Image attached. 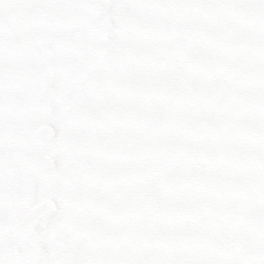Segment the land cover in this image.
<instances>
[{"label":"rangeland","instance_id":"374dc122","mask_svg":"<svg viewBox=\"0 0 264 264\" xmlns=\"http://www.w3.org/2000/svg\"><path fill=\"white\" fill-rule=\"evenodd\" d=\"M0 264H264V0H0Z\"/></svg>","mask_w":264,"mask_h":264},{"label":"water","instance_id":"95a60500","mask_svg":"<svg viewBox=\"0 0 264 264\" xmlns=\"http://www.w3.org/2000/svg\"><path fill=\"white\" fill-rule=\"evenodd\" d=\"M115 11H120V12H125V7L124 5H119L117 6L115 9H113ZM76 42L78 45L82 44V40L79 34H76L74 36ZM80 101L83 102V95L79 96ZM37 136L41 139H45L46 141H50L53 137V131L51 130V128L49 127H41L40 129H38L37 131ZM42 169L44 171H52L54 169V165L52 160L49 157H44L42 159ZM54 210V206L52 203H48L46 206L43 205H39L36 209H34V213H37L35 219L32 221V227L34 226V224L42 219L45 218V216Z\"/></svg>","mask_w":264,"mask_h":264}]
</instances>
